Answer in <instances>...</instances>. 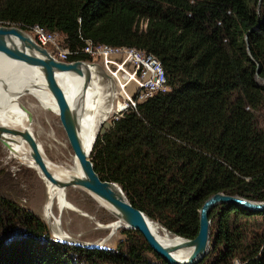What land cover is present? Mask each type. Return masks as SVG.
I'll return each mask as SVG.
<instances>
[{
	"label": "trees",
	"instance_id": "16d2710c",
	"mask_svg": "<svg viewBox=\"0 0 264 264\" xmlns=\"http://www.w3.org/2000/svg\"><path fill=\"white\" fill-rule=\"evenodd\" d=\"M0 22L39 25L71 50L83 38L159 60L171 91L112 123L90 156L151 221L194 240L212 196L264 203V0H0ZM210 220L200 264H264V213L224 204ZM0 264L167 263L141 235L117 250L55 241L0 197Z\"/></svg>",
	"mask_w": 264,
	"mask_h": 264
},
{
	"label": "bare ground",
	"instance_id": "6f19581e",
	"mask_svg": "<svg viewBox=\"0 0 264 264\" xmlns=\"http://www.w3.org/2000/svg\"><path fill=\"white\" fill-rule=\"evenodd\" d=\"M23 62L25 59L20 47H13L7 43L0 45V76H7L4 86H0V126L15 130H29L33 135L27 115L22 111L19 102L23 89L28 88L30 90L28 95L39 98L37 102L42 109L56 116L65 117L68 110L76 106L78 84L73 75L68 73H53L42 76L35 69L25 71L19 65ZM14 69L18 71V75L15 77L10 74V70ZM89 70L91 82L85 94L80 140L84 152L90 155L96 142L99 126L102 127L113 115L114 96L110 97V100H104L101 93L102 89L97 83L103 77L102 73L97 67L89 68ZM9 140L11 146V150L7 149L9 157L16 159L28 168H33L43 181L45 202L42 208V218L48 224L53 237L65 242H72V238L63 228V222L69 213L80 214L81 211L68 200L67 189H60L53 185L34 165L30 156V149L23 140L14 137ZM39 146L45 157L42 145L39 144ZM54 148L57 162L54 163L47 159L50 171L64 180L72 177L83 179L84 174L73 150H71L72 148L60 142H57ZM102 204L116 218L113 208L104 202ZM148 223L153 234L163 246L174 248L184 242L179 236L169 233L157 222L149 219ZM122 224L123 222L119 220V222L116 221L109 225L98 226L100 229L109 230L108 239H111L124 226ZM192 250V248H183L174 251L173 256L180 262H186L191 256Z\"/></svg>",
	"mask_w": 264,
	"mask_h": 264
},
{
	"label": "water",
	"instance_id": "95a60500",
	"mask_svg": "<svg viewBox=\"0 0 264 264\" xmlns=\"http://www.w3.org/2000/svg\"><path fill=\"white\" fill-rule=\"evenodd\" d=\"M10 44L13 47H20L25 62L20 63L25 71L35 69L42 76L53 73H68L73 75L78 84V93L76 106L71 107L66 113L68 135L73 152L80 164L84 174L83 179L69 178L62 179L55 176L48 167V161L44 157L34 136L29 130H15L0 126V143L8 150H11L10 137L20 138L30 149V156L34 165L40 170L46 179L60 189L75 188L82 190L89 195L97 198L113 208L114 214L118 220L123 222L127 229L139 233L149 248L167 264H200L202 263L210 249V229H211V212L220 205L231 204L237 208L248 210L254 214L264 213V203H253L243 198L231 197L224 194H216L209 198L202 206L199 212V232L194 240L180 238L184 242L174 248L163 246L153 234L147 218L140 210L134 207L126 198L122 189L112 182L103 181L95 172L89 154L84 152L80 131L83 120V109L85 104V94L88 91L91 82V73L89 67L82 62L63 63L56 61L49 52L37 45L34 40L22 29L15 27L0 28V45ZM10 74L15 77L18 75L16 69L10 70ZM7 76H0V86H4ZM29 89L25 88L20 97L29 94ZM22 111L26 113L28 123L31 125L32 114L23 106ZM63 118V117H62ZM160 225V224H159ZM161 226V225H160ZM162 227V226H161ZM165 229V228H164ZM166 230V229H165ZM71 245L86 247L88 249H101L97 245H84L77 242H71ZM192 248V254L186 262L178 261L173 252L183 249Z\"/></svg>",
	"mask_w": 264,
	"mask_h": 264
},
{
	"label": "rangeland",
	"instance_id": "374dc122",
	"mask_svg": "<svg viewBox=\"0 0 264 264\" xmlns=\"http://www.w3.org/2000/svg\"><path fill=\"white\" fill-rule=\"evenodd\" d=\"M115 61L122 62V59L115 58ZM93 64L97 65L98 60L93 62ZM94 77L96 79V76ZM104 82L111 88L110 83L106 79L103 80L100 78L97 83L102 89L101 93L105 100L108 99V96L107 92H104ZM258 83L264 86V82L259 81ZM136 89V84L131 81L130 85L125 90H127L130 95H133ZM169 92L170 91H168V93ZM37 101H39V98L28 94L20 97L19 100L21 106L25 107L32 114L33 121L30 125L31 130L37 143L42 145L46 159L56 163L57 159L54 147L57 142L72 148L69 141L67 120L65 117L56 116L42 109ZM114 116H116V114L111 116V119H113ZM111 119L103 124L102 127L99 126L96 140L99 134H102L112 127L113 121ZM8 152L9 151L0 143V197L12 200L20 207L31 211L48 226L42 218V208L45 202V186L43 181L33 168H28L16 159L9 157ZM67 192L68 200L81 211L80 214L74 212L69 213V216L67 215L63 222V228L72 238V242L84 245H97L101 246V249L117 250L118 247H121V249L127 247L129 236L131 238L140 236L136 231L127 229L126 225L123 223L122 225L124 226H122L111 239H108L110 235L109 230L100 229L98 225H109L116 221L119 222V220L109 213L102 202L88 193L75 188L67 189ZM50 235L55 241L71 245V242L55 239L51 231Z\"/></svg>",
	"mask_w": 264,
	"mask_h": 264
},
{
	"label": "built area",
	"instance_id": "2783aa9c",
	"mask_svg": "<svg viewBox=\"0 0 264 264\" xmlns=\"http://www.w3.org/2000/svg\"><path fill=\"white\" fill-rule=\"evenodd\" d=\"M1 27L20 28V26L4 22H0ZM25 32L58 62L69 64L79 61L89 68H98L102 73V79H106L111 85L109 88L104 82L107 100L114 96L113 115L116 114L117 117L114 116L111 119L112 123L119 121L125 114L136 111L139 105L148 102L157 95L170 91L164 69L153 55L126 47L96 45L91 40L83 38H81L83 47L71 50L61 34L50 33L39 25L29 27ZM81 57H87L88 60L81 61ZM115 58H121L122 62H116ZM97 60L98 64H93ZM131 81L137 86L133 95L125 90Z\"/></svg>",
	"mask_w": 264,
	"mask_h": 264
},
{
	"label": "clouds",
	"instance_id": "9594fccd",
	"mask_svg": "<svg viewBox=\"0 0 264 264\" xmlns=\"http://www.w3.org/2000/svg\"><path fill=\"white\" fill-rule=\"evenodd\" d=\"M20 29V28H19ZM24 31V30H23ZM25 32V31H24ZM26 33V32H25ZM77 62H79V61H77ZM171 91V90H170Z\"/></svg>",
	"mask_w": 264,
	"mask_h": 264
}]
</instances>
